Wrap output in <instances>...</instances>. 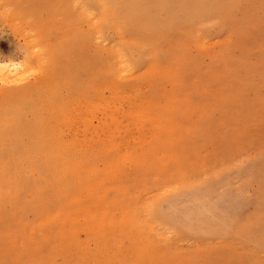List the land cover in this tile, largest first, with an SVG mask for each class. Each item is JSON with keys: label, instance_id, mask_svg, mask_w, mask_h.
Masks as SVG:
<instances>
[{"label": "rangeland", "instance_id": "rangeland-1", "mask_svg": "<svg viewBox=\"0 0 264 264\" xmlns=\"http://www.w3.org/2000/svg\"><path fill=\"white\" fill-rule=\"evenodd\" d=\"M1 62L0 264H264V0H0Z\"/></svg>", "mask_w": 264, "mask_h": 264}, {"label": "bare ground", "instance_id": "bare-ground-1", "mask_svg": "<svg viewBox=\"0 0 264 264\" xmlns=\"http://www.w3.org/2000/svg\"><path fill=\"white\" fill-rule=\"evenodd\" d=\"M80 2V1H79ZM77 3H78V0H77ZM98 3V2H97ZM77 6V5H76ZM101 6V5H100ZM102 7V9L100 10L101 12H99L98 14H95V13H93L92 12V8L91 7H89V9H88V11L87 12H89V17H90V15H92V14H95L96 16H93L92 18L94 19V21H96L95 22V34H94V30H93V35L95 36V38H96V33L98 32V33H104L105 32V30H104V27H105V25L108 23V22H111L115 17L112 15V14H110L109 12H108V10H106L105 9V7L104 6H101ZM83 9V8H82ZM84 9H87V8H84ZM84 11V10H83ZM81 14H83L82 12H80ZM85 13H86V11H85ZM87 14V13H86ZM85 15V14H84ZM83 16V15H82ZM85 17V16H84ZM87 17V16H86ZM92 19V20H93ZM85 20H86V18H85ZM88 23H89V21H87ZM92 22V21H91ZM90 22V23H91ZM88 23H87V25H88ZM94 23V22H93ZM91 25H92V23H91ZM112 25H113V23H112ZM93 27V28H94ZM200 28V27H199ZM115 29V28H114ZM116 30H118L117 28L115 29V31ZM114 31V32H115ZM97 33V34H98ZM116 33V32H115ZM101 34H99V35H97V37L100 39V37L99 36H101ZM118 34V33H117ZM116 34V35H117ZM119 35H121V34H119ZM92 36V35H91ZM94 36H92V37H94ZM118 39H120V37H118ZM101 40V39H100ZM122 40V39H121ZM123 40H127V39H123ZM129 40V39H128ZM91 41V40H90ZM96 41H98V40H96ZM103 41V40H102ZM133 41H135V40H132V42ZM99 42V41H98ZM106 43H109V42H107V41H105ZM119 42V41H118ZM130 42H131V38H130ZM138 41H136V43H137ZM105 43V44H106ZM112 43V42H111ZM115 43V42H114ZM122 43V42H121ZM135 42H133V44H134ZM102 44V43H101ZM101 44H100V46H101ZM116 44V43H115ZM123 44H125V43H123ZM130 44V43H129ZM138 44H139V42H138ZM202 44V43H201ZM108 45V44H107ZM121 45V44H120ZM126 45H127V43H126ZM125 45V46H126ZM140 45V44H139ZM143 45V44H142ZM106 46V45H105ZM111 46V45H110ZM115 45L113 44L112 45V47H114ZM134 46H136V44L134 45ZM140 47V46H139ZM145 47V46H144ZM108 48V47H107ZM116 48V47H115ZM103 49H105V48H103ZM118 49V48H117ZM124 49V48H123ZM144 49V48H143ZM109 50V49H108ZM113 50V49H112ZM121 50V49H120ZM148 50V49H147ZM159 50V49H158ZM116 51H119V49L118 50H116ZM149 51V53H151L152 51L151 50H148ZM107 52V51H106ZM105 52V53H106ZM112 52V51H111ZM111 52H110V54H111ZM114 52H115V50H114ZM108 53V52H107ZM119 53H120V51H119ZM143 53H144V51H143ZM113 54H115V53H113ZM146 54V53H145ZM144 54V55H145ZM120 55H122V54H120ZM147 55V54H146ZM114 56V55H113ZM116 56V55H115ZM118 56H119V54H118ZM148 56V55H147ZM110 56H108V58H109ZM117 57V56H116ZM124 57V56H123ZM126 57V56H125ZM146 57V56H145ZM145 57H143V58H145ZM149 57H153V56H149ZM148 57V58H149ZM111 58V57H110ZM121 58V57H120ZM119 58V59H120ZM123 59V58H122ZM126 59V58H125ZM124 59V60H125ZM150 59V58H149ZM114 61V60H113ZM112 61V62H113ZM101 62H104L105 63V61H101ZM155 62V61H154ZM152 63V64H156V63ZM104 63H102V64H104ZM110 64V61H108V62H106L104 65H106L107 66V64ZM117 63H119V61L117 62ZM116 62L115 63H112V64H117ZM121 63H125V62H121V59H120V64ZM151 63V62H150ZM109 64H108V66L107 67H109ZM126 64V63H125ZM104 65H99L100 67H98V70H101V68H102V71L103 70H105V67L106 66H104ZM118 65V64H117ZM123 65V64H122ZM120 66V67H124V66ZM129 65V64H128ZM147 65V64H146ZM146 65H145V67H146ZM149 65V64H148ZM151 65V64H150ZM101 66H103L104 67V69H103V67H101ZM115 66V65H114ZM126 66V65H125ZM142 66V65H141ZM152 67L154 66V67H156V66H158V65H151ZM11 67H13V69H15V67L17 68V66H14L13 64H8V63H3V62H1L0 63V72H2V71H4V69H8V68H10L11 69ZM21 67V66H20ZM119 67V66H118ZM119 67V68H120ZM127 67V66H126ZM150 67V66H149ZM149 67H148V69H149ZM153 67V68H154ZM160 68L162 69V67L160 66ZM18 69V68H17ZM115 69V68H114ZM127 69V68H126ZM125 69V67H124V71L126 70ZM145 69V68H144ZM144 69H142V70H144ZM152 69V68H151ZM155 69V68H154ZM156 69H158V68H156ZM161 69H158V70H161ZM167 69V68H166ZM169 69V68H168ZM172 69V68H171ZM179 69V68H178ZM12 70V69H11ZM16 70V69H15ZM19 70V69H18ZM110 70V68L109 69H107V71H109ZM121 70V69H120ZM119 70V71H120ZM131 70V69H130ZM130 70L128 69V71L126 70V72H128V73H132V72H130ZM136 70H137V68H136ZM153 70V69H152ZM177 70V69H176ZM96 71V70H95ZM94 71V72H95ZM101 71V72H102ZM131 71H135V70H131ZM141 71V70H140ZM139 71V73H142V72H144V71H146L147 73H149L146 69L144 70V71H141L140 72ZM164 71V70H163ZM167 71V70H166ZM205 71V70H204ZM16 72V71H15ZM93 72V73H94ZM100 72V73H101ZM104 72V71H103ZM112 72V71H111ZM110 72V73H111ZM113 72H115V70H113ZM113 72H112V74H113ZM123 72V71H122ZM157 72H159V71H157ZM172 72V71H171ZM4 73H6V72H4ZM17 73H19V71H17ZM97 73H98V71H97ZM109 73V72H108ZM107 73V74H108ZM117 73V72H116ZM116 73H114V74H116ZM121 73V72H120ZM119 73V74H120ZM154 74L155 75V73L154 72H152L151 71V74ZM160 73V72H159ZM203 73V72H202ZM206 73H208V74H210L209 72H206ZM99 74V73H98ZM106 73H104V75H105ZM106 74V75H107ZM111 74V75H112ZM119 74H117V75H119ZM138 74V73H137ZM146 74V73H145ZM161 74H162V72H161ZM165 73H163V75H164ZM15 75H16V73H15ZM19 75V74H18ZM91 75H92V73H91ZM94 75V74H93ZM97 75V74H96ZM101 75V74H100ZM105 75V76H106ZM110 75V74H109ZM110 75V76H111ZM117 75L115 76V77H117ZM123 75H125V74H123ZM132 75V74H131ZM131 75L129 76V79L131 78ZM134 75H136V74H134ZM172 75H175V74H172ZM172 75H171V77H172ZM102 76V75H101ZM133 76V75H132ZM140 76V75H139ZM153 75H149V77L151 78ZM155 76H159V74H157L156 73V75ZM165 77H166V75H164ZM170 75H168V77H169ZM9 77H10V75H9ZM15 76L13 75V79L15 80V78H14ZM91 77V76H90ZM107 77V76H106ZM105 77V78H106ZM114 77V76H113ZM114 77V78H115ZM119 77L120 76H118V79H119ZM122 77H125L126 78V76H122ZM133 77H135V76H133ZM132 77V78H133ZM137 77H138V75H137ZM160 77V76H159ZM165 77H163L162 76V78H165ZM93 78V77H92ZM92 78H89V79H92ZM95 78V77H94ZM94 78L91 80V81H93L94 80ZM101 78H103V77H101ZM108 78H109V76H108ZM153 78V77H152ZM170 78V77H169ZM199 78V77H198ZM5 79H8V76H6V78ZM5 79H4V82H5ZM9 79H12V78H9ZM96 79V78H95ZM107 79V78H106ZM122 79V78H121ZM146 79V81L145 80H143V81H145L144 82V84H146V85H148L149 86V84H151V80H147L148 78H145ZM190 79V78H189ZM195 79H196V77H195ZM214 79V78H213ZM97 81H98V79H96ZM120 80V79H119ZM125 80V79H124ZM204 80H206V79H204ZM3 81V80H2ZM95 81V80H94ZM152 81H153V79H152ZM165 81H169L167 78H165ZM198 81V80H197ZM196 81V82H197ZM88 82H90V81H88ZM87 82V83H88ZM203 82H205V81H203ZM202 82V83H203ZM107 83V82H106ZM163 83V82H162ZM162 83H160V84H162ZM165 83V82H164ZM167 83V82H166ZM163 84V85H167V84ZM170 83H171V81H170ZM173 83H175V82H173ZM177 83V82H176ZM201 83V84H202ZM206 83H207V81H206ZM92 84H94V82L92 83ZM160 84H158L157 86H159L158 88H160ZM184 84V83H183ZM197 84V83H196ZM208 84V83H207ZM145 85V86H146ZM185 85V84H184ZM198 85V84H197ZM157 86H155V87H157ZM173 86V85H172ZM202 86V85H201ZM200 86V87H201ZM223 86V85H222ZM162 87H164V86H162ZM166 87H168V85L166 86ZM169 87H170V85H169ZM196 87V86H195ZM216 87H218V86H216ZM105 87H103V89H104ZM128 89H130V91H131V95L132 94H134V99H133V102L131 103V109L127 112V117L130 119V118H132V120H134L135 121V123L134 122H131V120H128L127 122L128 123H134V127H135V125L137 126L136 128H138V129H142V128H145V130H143L142 129V131H138V132H144L145 133V131H146V133L147 132H149V130H150V125L154 122V121H156L157 119H158V117H159V115H158V113H157V110H158V107H159V105H158V102H159V104H160V101L161 100H159V99H157V98H154V96H152V95H150L149 93H142L141 91L143 90V87H141V88H138V87H135V86H133L132 84H130L128 87H127ZM146 88H147V86H146ZM157 88V89H158ZM165 88V87H164ZM163 88V89H164ZM209 88V87H208ZM219 88H223V87H219ZM225 88V87H224ZM144 89H145V87H144ZM156 89V88H155ZM161 89V88H160ZM159 89V90H160ZM170 89V88H169ZM193 90H194V88H192ZM200 89V88H199ZM201 89H202V87H201ZM214 89V88H213ZM216 89V88H215ZM226 89V88H225ZM151 90V89H150ZM189 90H191V88L189 89ZM197 90H198V88H197ZM145 91V90H144ZM199 91V90H198ZM206 91V90H205ZM110 95L112 94V98H114V97H116L117 95H118V92H120L119 90H118V88L117 87H113V89L112 90H110ZM127 92V91H126ZM133 92V93H132ZM148 92V91H147ZM155 92V91H154ZM160 92L161 93H159V94H162V92H165V90L163 91V90H160ZM188 92V91H187ZM193 92V91H192ZM202 92H204V91H202ZM221 92V91H220ZM109 93V92H108ZM180 93V92H179ZM184 93H186V91H184ZM207 94L209 93V91L208 92H206ZM211 93V92H210ZM213 93V92H212ZM122 94V93H121ZM120 94V95H121ZM129 93L127 92V96H125V97H131V95L129 94ZM181 94H182V91H181ZM217 94V93H216ZM215 94V95H216ZM119 95V96H120ZM124 95V94H123ZM126 95V94H125ZM163 95H166V93H164ZM122 96V95H121ZM206 96V95H205ZM208 96V95H207ZM211 96V95H210ZM213 96V95H212ZM157 97H158V95H157ZM162 97V96H161ZM215 97H217V96H215ZM108 98L111 100V97L108 95ZM107 98V99H108ZM183 98V97H182ZM182 98H181V100H182ZM197 98V97H196ZM210 98V97H209ZM102 99H103V97H102ZM105 99H106V97H105ZM167 99V98H166ZM184 99V98H183ZM195 99V98H194ZM220 99H221V97H220ZM219 99V100H220ZM114 100V102H120L119 101V99L117 100V99H112V101ZM215 100V99H214ZM103 101H106V100H103ZM102 101V102H103ZM108 101V100H107ZM177 101V99H176V95H175V93H174V90H172V88H171V90L169 91L168 90V104L166 103V105L168 106H166L167 107V110H168V117H169V114H170V111L172 110L171 108H170V106L172 105V103H174L175 104V102ZM184 101H187V99H185ZM183 101V102H184ZM198 101V100H197ZM206 101H207V99H206ZM206 101H204V102H206ZM212 101V100H211ZM215 101H217V100H215ZM101 102V103H102ZM109 102V101H108ZM114 102H112V103H114ZM125 102V101H124ZM182 102V103H183ZM104 103V102H103ZM111 103V104H112ZM121 103V102H120ZM123 103V102H122ZM121 103V104H122ZM197 103V102H196ZM198 103H199V101H198ZM208 103V102H207ZM210 103V102H209ZM208 103V104H209ZM217 103V102H216ZM97 105H98V103H96ZM162 104V103H161ZM170 104V105H169ZM174 104L171 106V107H174ZM201 104V103H200ZM199 104V105H200ZM95 105V104H94ZM189 105V104H188ZM199 105H198V108H199ZM218 105H219V103H218ZM217 105V106H218ZM89 106H91V107H93V108H95V107H97V109H98V106H96L95 105V107L94 106H92V105H89ZM102 106H104V104L102 105ZM105 106H107V105H105ZM109 106V105H108ZM115 106H117V104L115 105ZM178 106V105H177ZM176 105H175V107H177ZM196 106V105H195ZM208 106V105H207ZM206 106V107H207ZM209 106H211L212 107V105H209ZM162 107H163V105H162ZM185 107H187V106H185ZM191 107V106H190ZM215 107V106H214ZM161 108V107H160ZM164 108H165V106H164ZM194 108V107H193ZM197 108V109H198ZM209 108V107H208ZM161 109H163V108H161ZM166 109V108H165ZM180 109V108H179ZM184 109V107L183 108H181L180 110L182 111ZM191 109V108H190ZM204 109H207V108H204ZM89 110H90V108H89ZM95 110V109H94ZM167 110H165V111H167ZM187 110V109H186ZM194 110H196L195 108H194ZM200 110V109H199ZM188 111V110H187ZM191 111V110H190ZM202 111H204L203 110V108H202ZM164 112V111H163ZM184 112V111H183ZM182 112V113H183ZM189 112V111H188ZM198 112V111H197ZM165 114H166V112H164ZM185 113V112H184ZM187 113V112H186ZM186 113H185V115H186ZM190 113V112H189ZM188 113V114H189ZM191 113H193V112H191ZM205 113V112H204ZM199 114V113H198ZM206 114V113H205ZM167 115V114H166ZM184 115V114H183ZM163 117V116H162ZM128 118H126V119H128ZM164 118V117H163ZM164 120H166V119H164ZM170 120H171V118H170ZM168 121H169V118H168ZM161 125V122H160V124H159V126ZM132 126V127H133ZM164 126H166V124H164ZM136 128H134V129H136ZM132 131H133V129H132ZM136 131V130H135ZM134 132V131H133ZM137 132V131H136ZM137 132V133H138ZM138 134H140V133H138ZM137 136H139L140 137V139L139 140H141V135H137ZM136 137V136H135ZM133 139H134V137H133ZM135 139H137V138H135ZM64 145V144H63ZM62 145V146H63ZM65 146H66V144H65ZM64 146V147H65ZM54 147H55V145H54ZM61 150H63L62 148H61ZM48 155H49V153H47ZM38 156V155H37ZM57 156V155H56ZM45 158V157H44ZM43 158V159H44ZM59 158V157H58ZM40 162H42V161H40ZM44 164V163H43ZM45 165V164H44ZM223 169V168H222ZM249 169V168H248ZM9 170V169H8ZM61 170V169H60ZM212 171V170H211ZM215 171V170H214ZM54 172V171H53ZM31 175V174H30ZM52 175V174H51ZM54 175V174H53ZM213 175H214V173H213ZM34 176H35V174H34ZM213 177V176H212ZM32 178V177H31ZM59 178V177H58ZM214 178V177H213ZM53 179V178H52ZM215 179V178H214ZM216 179H217V177H216ZM35 180V179H34ZM42 180V179H41ZM55 180H57V178L55 179ZM32 181H33V179H32ZM43 182V181H42ZM50 182V181H49ZM34 184V183H33ZM49 184V183H48ZM58 189V188H57ZM38 190V189H37ZM40 190V189H39ZM60 190V189H59ZM34 191H36V190H34ZM176 198V197H175ZM149 218V217H148ZM155 225H157V224H155ZM154 227V226H153ZM158 227V226H157ZM149 230V229H148ZM156 232V231H155ZM150 233V232H149ZM38 244V243H37ZM40 244V243H39Z\"/></svg>", "mask_w": 264, "mask_h": 264}]
</instances>
